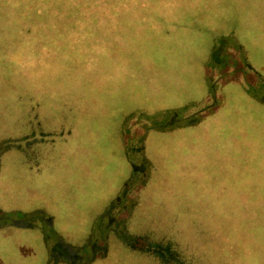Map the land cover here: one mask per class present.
<instances>
[{
  "label": "rangeland",
  "instance_id": "obj_1",
  "mask_svg": "<svg viewBox=\"0 0 264 264\" xmlns=\"http://www.w3.org/2000/svg\"><path fill=\"white\" fill-rule=\"evenodd\" d=\"M6 1L0 215L51 220L46 237L80 246L105 208L126 200L139 137L150 177L119 237L176 213L168 247L182 264H264V209L261 230L242 237L218 195L221 181L247 188L244 176L264 192V0H18L29 12L22 37ZM203 108L217 112L170 131ZM119 242L110 236L92 264L154 261ZM44 256L37 231L0 228V264Z\"/></svg>",
  "mask_w": 264,
  "mask_h": 264
},
{
  "label": "flooded vegetation",
  "instance_id": "obj_2",
  "mask_svg": "<svg viewBox=\"0 0 264 264\" xmlns=\"http://www.w3.org/2000/svg\"><path fill=\"white\" fill-rule=\"evenodd\" d=\"M6 2L10 4L11 8L13 6L17 7L16 10L13 9V13L17 18V25L15 27L18 29L20 37L26 35V30L22 31V29H19L20 25H18V23L20 20L19 18L22 17L23 19L29 12H20V8L24 4L18 0H7ZM0 36L2 37L1 33ZM222 108L221 106L217 110H221ZM217 110L209 112L203 108L198 112L200 115L196 116L192 114L190 117H187V120L183 124H174L170 131L173 132L183 125L188 127L200 125L207 117L214 115ZM170 120H172V118ZM31 133L34 135V132ZM44 133L45 132H40L38 136L42 138V134ZM232 138H234L233 134ZM136 142L141 143V146L133 148L135 149L134 151L138 160L134 159L130 162L129 185L126 190L120 192L124 199H130L131 202H127L126 200V202H121L117 199L115 202L116 206L113 205L114 202L107 206L101 214V216L105 218L104 226L92 228L96 236H91V233L88 234L87 237L83 238L84 240L80 246L73 248V246L69 244L62 243L58 235L46 237L45 233H47L49 229L52 230L51 220L43 219L38 222L33 216L34 214L30 216L33 221H22L19 218H10L11 215H0V219L2 218L0 220V228L4 226H15L37 231L41 235L42 246L44 248L45 256L43 264H92L96 259H101L107 254L110 236L119 240V243H123L130 252L150 257L156 264H182L178 256L170 251L168 247L170 243L168 238H176L182 227L180 223L181 220H179L178 214L176 213H170L168 216L164 217L158 216L160 219L157 225L148 226L146 229H143V234L136 233L133 236L134 238L126 239L127 241L119 237V233L124 234L128 230L127 224L131 222V217L138 203L139 193L141 189L146 187L144 182L150 177V169H146L141 163L142 160H145L142 146L143 139L138 137ZM25 143L26 142H24V144ZM133 180L136 185L131 188L130 183L133 182ZM248 180H250L248 176H244V184L248 187L240 191L229 190L230 185L225 181H221L220 186H218V195L223 201L221 209H224L221 214L223 213L222 216L225 217L233 230L242 237H248L261 230L260 226H262L261 220L263 218L264 209V192H260V185L257 181ZM163 202L164 201H161L159 204L162 205ZM112 212L113 214H117L121 219L114 220V216L111 214ZM158 231L160 236L152 237V234H157ZM164 236L167 238H164ZM163 240H165V242H163Z\"/></svg>",
  "mask_w": 264,
  "mask_h": 264
},
{
  "label": "trees",
  "instance_id": "obj_3",
  "mask_svg": "<svg viewBox=\"0 0 264 264\" xmlns=\"http://www.w3.org/2000/svg\"><path fill=\"white\" fill-rule=\"evenodd\" d=\"M19 214H21V213H19ZM140 256H142V255H140ZM142 257L148 258V260L150 259V257H146V256H142ZM148 264H156V263L154 261H151V263L148 262Z\"/></svg>",
  "mask_w": 264,
  "mask_h": 264
}]
</instances>
